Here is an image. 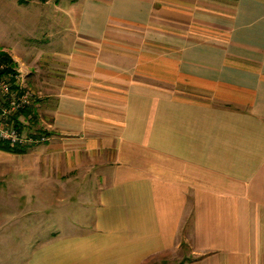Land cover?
<instances>
[{"label": "crops", "instance_id": "1", "mask_svg": "<svg viewBox=\"0 0 264 264\" xmlns=\"http://www.w3.org/2000/svg\"><path fill=\"white\" fill-rule=\"evenodd\" d=\"M37 5L46 44L1 49L48 137L0 150V219L46 221L0 226L12 263L264 264V0Z\"/></svg>", "mask_w": 264, "mask_h": 264}, {"label": "rangeland", "instance_id": "2", "mask_svg": "<svg viewBox=\"0 0 264 264\" xmlns=\"http://www.w3.org/2000/svg\"><path fill=\"white\" fill-rule=\"evenodd\" d=\"M48 1L30 0L27 6L20 7L17 0H0V50L11 49L15 46H22L27 50L39 49L46 44L51 36V33L47 32L49 30L51 32V29H53L58 14L55 10H49L45 6H38L37 4H45ZM48 22H51L50 25ZM32 121L29 120L28 125L25 126L26 134L38 133V131H32L36 128L34 125L37 123ZM45 223L46 221L30 218L29 220L18 218L9 221L0 219V226L4 232L13 226L23 229L27 227L34 228L39 225L40 228L45 229ZM26 237L28 238L23 234L0 235V264H13L12 262L16 261L17 258H21L20 255L23 253L17 250L15 246L22 243ZM34 237L38 236H31L30 238ZM40 237L43 238L44 236ZM183 260V254L178 252L163 260L150 261L146 264H182Z\"/></svg>", "mask_w": 264, "mask_h": 264}, {"label": "built area", "instance_id": "3", "mask_svg": "<svg viewBox=\"0 0 264 264\" xmlns=\"http://www.w3.org/2000/svg\"><path fill=\"white\" fill-rule=\"evenodd\" d=\"M36 101L35 92L27 87L20 71L8 70L5 64L0 63V142L28 147L48 141L44 134L20 131L15 120L24 111L32 110Z\"/></svg>", "mask_w": 264, "mask_h": 264}, {"label": "trees", "instance_id": "4", "mask_svg": "<svg viewBox=\"0 0 264 264\" xmlns=\"http://www.w3.org/2000/svg\"><path fill=\"white\" fill-rule=\"evenodd\" d=\"M30 0H17L19 5H28ZM42 2H46L47 0H39ZM0 63L5 64L8 67V70H17L16 65L14 60L4 51L0 50ZM32 111L28 110V111H24L21 115H24L25 117H28ZM19 116L16 117V123L18 126V129L20 131H25V126L18 120ZM33 120V118L31 119V121ZM38 135H46V133L38 131L37 133ZM0 150L2 151H7V152H12V153H23L26 151V147H18V146H12L9 143H4V142H0Z\"/></svg>", "mask_w": 264, "mask_h": 264}]
</instances>
